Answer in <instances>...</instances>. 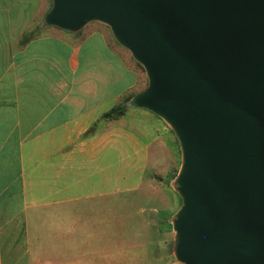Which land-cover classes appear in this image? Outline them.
Wrapping results in <instances>:
<instances>
[{
  "label": "water",
  "instance_id": "1",
  "mask_svg": "<svg viewBox=\"0 0 264 264\" xmlns=\"http://www.w3.org/2000/svg\"><path fill=\"white\" fill-rule=\"evenodd\" d=\"M46 25H106L145 72L128 105L173 131L181 264H264V0H51Z\"/></svg>",
  "mask_w": 264,
  "mask_h": 264
},
{
  "label": "crops",
  "instance_id": "2",
  "mask_svg": "<svg viewBox=\"0 0 264 264\" xmlns=\"http://www.w3.org/2000/svg\"><path fill=\"white\" fill-rule=\"evenodd\" d=\"M50 6L0 0V264H58L65 252L82 256L64 264H89L82 238L105 234L95 216L104 198L129 182L130 167L145 170L160 129H170L132 106L103 117L145 87L137 90L136 61L102 23L43 25Z\"/></svg>",
  "mask_w": 264,
  "mask_h": 264
},
{
  "label": "rangeland",
  "instance_id": "3",
  "mask_svg": "<svg viewBox=\"0 0 264 264\" xmlns=\"http://www.w3.org/2000/svg\"><path fill=\"white\" fill-rule=\"evenodd\" d=\"M136 65L142 77L137 88L140 90L146 76L143 68ZM170 129H160L158 141L150 146L145 170L139 174L137 166L130 167L129 182L125 178L118 194L104 198L102 212L95 216L104 219L99 227L103 225L105 234L101 238H82L81 245L87 251L84 260L89 264H181L172 254L174 232L169 222L181 203L171 186L181 153ZM112 197L118 200L114 206L107 201ZM81 253L58 254V264L74 263ZM109 253H114L112 260Z\"/></svg>",
  "mask_w": 264,
  "mask_h": 264
},
{
  "label": "trees",
  "instance_id": "4",
  "mask_svg": "<svg viewBox=\"0 0 264 264\" xmlns=\"http://www.w3.org/2000/svg\"><path fill=\"white\" fill-rule=\"evenodd\" d=\"M42 24L44 25V22L42 21ZM39 27L36 26L29 31H27L23 38V42H27L30 39L34 38L38 34ZM139 66H141L139 63L136 62ZM142 67V66H141ZM143 68V67H142ZM144 70V69H143ZM147 82V80H146ZM146 86V85H145ZM131 98V96L123 97L119 102H117L112 108H110L108 111H106L103 115L105 119H116L124 115L126 109L129 107L128 101Z\"/></svg>",
  "mask_w": 264,
  "mask_h": 264
}]
</instances>
